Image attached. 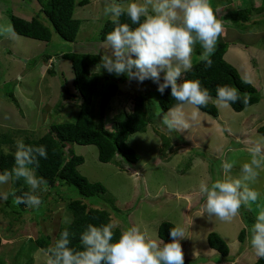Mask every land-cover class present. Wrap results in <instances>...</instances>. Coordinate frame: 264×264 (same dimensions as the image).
Masks as SVG:
<instances>
[{"label":"rangeland","instance_id":"374dc122","mask_svg":"<svg viewBox=\"0 0 264 264\" xmlns=\"http://www.w3.org/2000/svg\"><path fill=\"white\" fill-rule=\"evenodd\" d=\"M110 2L113 0H90L87 5L74 8L72 17L79 21V28L72 42L61 40L53 32L47 42L20 36L10 39L0 35V135L6 134L13 140L12 145L0 147L2 153H14L15 143L19 139L39 138L52 123L73 121L79 103L71 97L75 94L70 84L72 72L69 62L61 55L96 54L101 59L103 52L110 53V50L101 48L102 42L98 40L102 22L108 19L103 15V8ZM130 2L141 3L142 0L118 4L126 7ZM259 2L231 0L230 4L222 5L214 12L223 26L217 40L226 44L223 60L252 85L257 92L258 102L235 113L229 107L215 104V99H212L209 103L217 110L216 118L186 104L182 111L190 118L191 127L182 132L170 133L161 123L162 115L156 114L143 133H134L126 140V145L139 156L138 162L132 166L125 165L118 157L110 163H99L94 146L67 144L64 148L66 155L69 149L83 159V163L76 167L80 176L89 183L101 184L106 190L105 194L86 200L73 187L60 182L51 189L46 187V191H37L36 194L42 199L38 209L26 207L19 215L10 216L0 211L1 262L18 264L22 258L21 262L29 260L30 264H45L39 249L33 250L31 247L32 241L44 236L52 242L57 229L70 220L66 204L71 200L83 203H91V200L95 205L93 207L108 211L116 227L124 231L135 226L151 240H158L156 228L161 222L171 223L174 227L182 226L185 238L180 243L184 264H216L210 259L211 256L218 258L216 252L205 243V236L209 232L218 235L228 248V261L220 264L254 262L257 257L246 239L250 227L245 224L244 217L255 221V210L249 211L242 206L240 214L231 222L209 218L201 212L203 198L198 194V186L201 181L211 185L217 179L239 178L241 166L250 160L246 150L248 143L264 141V137L256 132L264 124V6L258 14L250 15L249 21H260L253 26L249 22L227 24L220 20L227 10H241L251 7V3L258 7ZM210 3L213 7L212 0ZM7 13L24 20L35 17L50 29L35 0H0V26L9 24ZM196 45L202 53L199 43ZM196 45L192 63L200 56L195 53L198 49ZM99 65L93 66L90 72L102 78L106 70ZM109 75H113L110 78L117 91L104 110L106 128L111 126L121 111H130L134 95L143 93L145 87H154L149 91L155 97L158 87L151 80L138 83L122 78L126 75L116 76L107 72ZM7 82L13 85L11 93L17 106L1 95V89L10 86ZM99 90L100 87L97 93ZM97 100L98 97H95L93 102L96 104ZM92 120L96 125L94 117ZM224 160L235 162L227 177L222 171L218 173ZM263 181L264 171H261L257 182L251 185L260 193V203H264ZM10 190V182L0 185V193H9ZM1 204L4 205L2 199V212L10 214L12 202L9 201L4 209ZM240 230L244 231L242 243L237 240ZM20 247H23L21 251Z\"/></svg>","mask_w":264,"mask_h":264},{"label":"clouds","instance_id":"9594fccd","mask_svg":"<svg viewBox=\"0 0 264 264\" xmlns=\"http://www.w3.org/2000/svg\"><path fill=\"white\" fill-rule=\"evenodd\" d=\"M103 15L110 19L114 28L102 42L101 48L110 53L101 54L100 68L116 76L126 75L130 81L138 83L151 80L161 95L170 88L171 97L177 104L162 113L161 123L170 133L188 130L191 120L182 111L183 106L192 105L199 110L213 99L199 80L181 82L183 74L193 68L192 56L197 43L203 49L199 60L206 68L212 66L211 56L223 26L214 14L210 0H142L141 3L130 2L126 7L113 0L105 4ZM122 16L136 27L122 23ZM0 35L10 39L17 36L11 24L0 26ZM215 91L214 103L219 106L229 107L241 101L236 88L218 85ZM242 103L248 105L247 94ZM15 149L14 166L0 174V185L23 179L30 191L22 196L11 193L13 202L38 209L42 199L36 193L46 191L47 181L37 176L36 169L41 158L47 159L46 147L26 145L19 139ZM246 150L250 160L241 166L239 178L217 179L211 185L200 182L198 194L203 198L200 208L202 214L221 222H231L240 214L242 206L249 211L255 210V222L246 239L255 256L264 259V203H260V193L251 187L264 171V141L249 142ZM234 164V161L224 160L218 173L222 171L227 177ZM9 195L2 192L0 199L7 201ZM115 227L113 222L100 226L89 224L79 236L80 250L70 246L73 234L65 229L53 246L39 252L43 254L45 264H184L180 243L185 238L182 226L170 229V243L148 239L135 226L122 231L114 241Z\"/></svg>","mask_w":264,"mask_h":264},{"label":"trees","instance_id":"16d2710c","mask_svg":"<svg viewBox=\"0 0 264 264\" xmlns=\"http://www.w3.org/2000/svg\"><path fill=\"white\" fill-rule=\"evenodd\" d=\"M39 5V12L46 19L50 29L46 28L37 18L31 17L29 20H24L16 17L10 13H7V19L11 24L17 36L29 38L32 40L47 42L50 39L51 33L56 34L61 40L66 42L74 41L78 28L79 21L72 17V12L75 7H83L89 3L90 0H35ZM134 0H115L117 3H124ZM213 11L222 6L231 3V0H212ZM223 1V3H222ZM211 4V3H210ZM264 6V0H260L259 6L254 7L251 3V7L244 9H238L233 11H225L220 19L224 23H251L253 26L260 21H249V17L252 13L258 14L262 11ZM218 16V15H217ZM220 17H217L219 20ZM122 23H129L130 27L134 28L136 25H132L131 21L126 17L120 18ZM114 25L110 19H106L102 22L98 33V40L103 42L106 34L112 31ZM240 43V42H239ZM242 44V43H240ZM198 48L195 50L196 55L201 54V50ZM226 49V44L223 41H217L214 54L211 56L212 66L206 68L204 63L197 60L193 63L191 71L186 72L181 77L183 80H199L202 88H207L213 99L216 97V88L218 85H228L236 88L241 94V101L233 103L229 108L235 112H241L244 108L256 104L258 102V95L256 90L249 83L245 82L236 72V70L224 62L223 54ZM48 58V57H47ZM46 58V59H47ZM62 59L69 62L72 79L70 81L75 95L71 97L78 100V106L76 114L72 122H60L52 123L48 125L45 133L36 139L25 138L23 142L26 145L31 146H45L47 150V159H40L39 167L36 169L38 177H42L47 181V189H51L56 183H63L73 187L77 194L83 199H90L92 197H98L105 194V188L99 183H89L85 178L80 176L76 167L83 163L81 156L73 154L69 149L67 155L65 154V147L69 145L78 146H94L96 149V160L99 163H110L115 157L119 158V161L125 163V165L132 166L138 162L139 156L132 151L127 145V138L134 133H143L152 121V117L156 114L162 115L169 109L176 106L177 101L171 97L170 88L165 89L163 95H161L156 89V95L149 90L152 88H146L143 93L134 95L131 98V108L129 112H120L112 122L109 128L105 127L103 120L104 110L109 100L115 96L117 87L111 82L113 75L107 76V71L100 78L98 74H92L90 69L100 64V57L96 54H62ZM122 76V75H121ZM111 77V78H110ZM122 78H127L122 76ZM4 83V82H3ZM6 88L1 89V95L3 98L8 99L10 103L17 106L16 99L12 96L11 89L12 83L7 82ZM6 83V84H7ZM99 92L97 93L98 88ZM244 94L249 97V103L245 106L242 101ZM95 97H98L96 104L93 102ZM155 98V100H153ZM95 104V105H94ZM96 110L95 113L93 110ZM153 110V111H152ZM199 111L208 115L211 118L217 116L216 108L208 103L207 106L199 108ZM94 113V114H93ZM120 115V116H119ZM92 117L95 118L96 125L94 124ZM256 132L264 137V124L256 129ZM13 144L11 137H7L6 134L0 135V147L9 146ZM14 166V153L0 151V174L5 170H10ZM11 190L9 192V199L3 201L4 208L8 207L9 201L12 205L9 207L10 214L0 211L3 215H19L24 212L27 207L24 204L17 205L13 202L14 197L11 193H15L16 196H22L25 192L30 191L23 179L10 181ZM264 186V181H263ZM45 187V186H42ZM91 203H83L80 200H71L66 204V210L70 215V220L61 225L52 242L47 237L40 236L32 241L31 247L34 249H46L54 245L55 241L59 238L62 231L67 229L71 234V247L80 250L79 236L87 228L89 224L100 226L111 222L108 211L103 209H97L91 200ZM91 205V206H89ZM41 207V206H40ZM112 203V208H113ZM111 211V207H109ZM9 210V209H8ZM8 212V211H7ZM126 217V215L124 216ZM245 224L249 227L255 222L254 219L244 217ZM174 225L168 222H161L156 228V237L158 240H162L164 243L172 242L169 232ZM114 241L119 238L122 228L115 227ZM237 240L243 242L244 231L240 230L237 235ZM205 243L207 247L217 254L211 256V261L216 264L228 261V248L226 244L216 235L214 232H209L205 236ZM20 251L23 247L19 248ZM22 259V258H21ZM19 260L18 264H30V261ZM14 262H12L13 264ZM0 264H4L0 261ZM251 264H264V259L256 258Z\"/></svg>","mask_w":264,"mask_h":264},{"label":"crops","instance_id":"0c3cea01","mask_svg":"<svg viewBox=\"0 0 264 264\" xmlns=\"http://www.w3.org/2000/svg\"><path fill=\"white\" fill-rule=\"evenodd\" d=\"M221 7V6H220ZM220 7H218V8H220Z\"/></svg>","mask_w":264,"mask_h":264}]
</instances>
